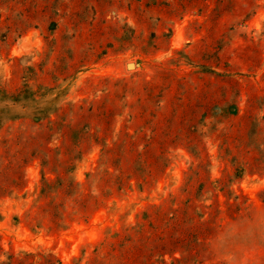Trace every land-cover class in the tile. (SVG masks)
Returning <instances> with one entry per match:
<instances>
[{"label":"rangeland","instance_id":"374dc122","mask_svg":"<svg viewBox=\"0 0 264 264\" xmlns=\"http://www.w3.org/2000/svg\"><path fill=\"white\" fill-rule=\"evenodd\" d=\"M0 264H264V0H0Z\"/></svg>","mask_w":264,"mask_h":264},{"label":"water","instance_id":"95a60500","mask_svg":"<svg viewBox=\"0 0 264 264\" xmlns=\"http://www.w3.org/2000/svg\"><path fill=\"white\" fill-rule=\"evenodd\" d=\"M132 66V64L130 63L129 65H128V67L130 68Z\"/></svg>","mask_w":264,"mask_h":264}]
</instances>
